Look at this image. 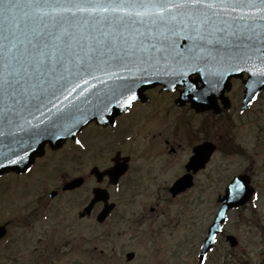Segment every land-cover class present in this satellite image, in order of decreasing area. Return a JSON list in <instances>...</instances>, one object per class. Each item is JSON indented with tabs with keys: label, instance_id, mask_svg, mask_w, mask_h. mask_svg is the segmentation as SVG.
Returning <instances> with one entry per match:
<instances>
[{
	"label": "snow or ice",
	"instance_id": "obj_1",
	"mask_svg": "<svg viewBox=\"0 0 264 264\" xmlns=\"http://www.w3.org/2000/svg\"><path fill=\"white\" fill-rule=\"evenodd\" d=\"M245 73L251 105L264 90V0H0V141L12 138L19 149L0 151V168L114 102L130 108L141 84L174 78L170 90L185 84L199 101ZM193 147L195 162L203 153ZM245 190L236 174L223 198L239 201ZM222 230L210 228L205 239L217 243ZM200 248L206 264L211 245Z\"/></svg>",
	"mask_w": 264,
	"mask_h": 264
},
{
	"label": "rangeland",
	"instance_id": "obj_2",
	"mask_svg": "<svg viewBox=\"0 0 264 264\" xmlns=\"http://www.w3.org/2000/svg\"><path fill=\"white\" fill-rule=\"evenodd\" d=\"M233 86L231 109L219 116L195 115L186 104L183 108H172L166 95L155 104L161 107H148L152 114L147 118L149 127L136 137L133 150L139 168L133 169L121 185L113 188L112 199L118 207L102 225L96 218L80 220L78 216L92 197L93 177L83 189L53 201L57 203L55 212L43 209L42 220L35 229L23 228L20 219L39 204L32 198L31 189L22 192L18 188L20 181L33 174L0 191V221L10 219L9 242L14 244L9 246L8 258L1 254L0 264L7 260L8 264H198L200 242L218 210L217 197L233 176L244 171L252 173L258 198L230 214L226 232L237 235L240 243L232 248L221 239L206 264H264V90L255 105L240 114L243 87L239 81ZM156 124L167 127L162 132ZM85 132V148L68 140L56 151L47 148V156L38 160L34 174L41 180L42 189L58 188L63 180L90 175L92 166L107 163L109 151L103 146L102 133L96 127ZM154 136L167 137L168 147L176 146L179 154L163 153L160 156L163 158L157 160L148 155L145 148ZM206 138L217 141L220 150L198 172L193 187L172 196L168 186L184 172L190 145ZM226 144L233 145L235 150H228ZM56 227H59L56 245L65 237L69 238V245L63 251L49 254L48 234ZM25 231L27 239L23 240L20 233ZM18 243L22 246L18 247ZM97 243L104 249L100 257L93 251ZM129 251L135 252L133 260H127Z\"/></svg>",
	"mask_w": 264,
	"mask_h": 264
},
{
	"label": "flooded vegetation",
	"instance_id": "obj_3",
	"mask_svg": "<svg viewBox=\"0 0 264 264\" xmlns=\"http://www.w3.org/2000/svg\"><path fill=\"white\" fill-rule=\"evenodd\" d=\"M233 88H234V86H233ZM230 90L231 89L226 90V92L224 93V98L218 97L215 94L217 97L212 102L213 107L205 109L203 111H197V109H195L191 103L186 102V103L182 104L181 102L177 101V97L180 95V93L182 91L181 87H178L177 89H174V90H168V89H165L163 87V85H157V86H154L152 88L147 89L146 90V96L147 97L145 99H141V100L134 102L133 105L130 107L129 111L122 113L121 115L116 117V120L112 125H110V124L99 125L95 122H92L89 125H87L78 134V139L81 140L83 143L84 142L83 137L86 136L85 131H87V129H89V128L96 127V128H98L99 132L102 133V135H103L102 136L103 146L108 147L107 149L109 151L107 153L105 151V153L107 154V158H108L107 163L105 165H101V166L95 164L94 166H99L102 170L110 169L113 166H115L116 164L120 166L119 169L127 168V171L119 177V183L117 185H114L113 183H111V178L108 175H105L102 178V181L100 183H97L95 176L90 173V175L86 174L85 176L78 175V176L84 177V182L80 187H76V188L70 189V190L64 189V185L67 181L73 179L74 177H78V176H73V177H70L68 179L63 180L60 187H58V188H55V187L47 188L46 187V188L42 189L41 180L38 179L37 177H34V174L37 171L36 166H38V162H39V161H37L36 164L31 167V171H28L26 173L9 172V173H6V174H3L2 176H0V181L1 180L3 181V183H0V191L4 192L6 189H9L13 185L14 182L17 183L19 181L18 179L24 178L26 175L28 177L31 174H33L31 176V178L25 177L24 181H20L19 182L20 185L18 184V188L22 189V192H24V190L26 188L31 189L32 190V194H31L32 198L36 201L37 204H39L38 208H37V206H35L34 209L31 210L29 213H27V214L25 213L22 215L20 221H22V224L24 225L23 228L25 227V229L33 228V227H34V229H35V227L37 228L38 227L37 225H39V222H41V220H42L41 217H42V214L44 212L43 209L48 210V211L53 210L52 212H55V209H57V203L53 202V201H57L60 198H64L65 197L64 195L67 193H73V192H76V191L83 189L84 187L87 186L89 179L92 177L95 180L93 185H92V190L97 185L107 188L111 194L110 200L115 203V209L114 210H116L118 205L112 199L113 188L121 185L123 180L125 179V177L127 175H129L133 169L137 170L139 168L138 162H135L136 159H135V153L133 152V150H135V148H136V143H135L136 137L138 135L141 136L140 132L141 131L143 132L144 130L147 129V127H149V124H148L149 121L147 120V118H150L152 116V114H151L150 110H148V107L149 106L150 107L157 106L155 104L157 102L162 101V99L160 97H162L163 95H166L169 98L170 107H172V108H174V107L183 108L184 107L183 105L186 104V106H188V108H190V110L193 111V113L195 115L204 116V117H208L210 115H218L219 116L222 114V112L228 111L231 109V102L232 101L230 98V93H231ZM171 95H175V96L173 97ZM144 106H145V108H144ZM157 107H161V106H157ZM167 109L170 110L169 106H167ZM160 116L161 115H159V117ZM183 121H184V118H183ZM209 123L211 124V121H209ZM156 126L158 127V124H156ZM166 127L167 126H164L162 128V124H160L158 127V130L162 131V129H165ZM178 131L180 133L179 129H177V133H178ZM159 139H162V141L158 143ZM69 141H70V143H72L78 147L85 148L84 143H83V146H81L80 144L75 143L73 140H69ZM205 142L213 143L216 147L213 154H212V157L210 159V160H213L216 153L220 150V146L217 143V141H214L210 138L203 139L199 142H196L195 144L200 145V144L205 143ZM113 145H115V147ZM168 145H169V140H167V137L162 136V137L158 138V137L154 136V138L152 140H150L149 143H147L146 146L148 148H147V150L145 148V151L147 152L148 155L152 154V157L155 158L156 160L158 158L162 159L163 157H160V156L163 153H166V154L167 153L168 154L175 153L177 155L179 154L178 153L179 149L176 146L172 145L171 147H168ZM179 145L181 147H183L181 143H179ZM181 147H179V148H181ZM232 147H233V145L228 144V148H232ZM260 147H262V145ZM151 149H152V151H151ZM194 152H195V148L193 147V144H192V145H190V151H189L188 157L183 164L184 172H182L180 174L186 173ZM45 156H47V154ZM94 166H92V168ZM157 167H162V166L157 164ZM143 170H146V168H144ZM11 177H14L15 180L13 181L11 179ZM52 191L57 192V194L54 197H51V195H50V193ZM92 196H93V194H92ZM0 198H2V196H0ZM41 200H43L42 203H41ZM5 201H8V200H5ZM89 202L90 201L88 200V202L85 203L82 210L84 209V207ZM40 204H43V206L41 207ZM104 205H105V203L103 201H98L97 203H95L91 214L86 215V216H80V213H81V210H80L78 212V216H79L80 220H88V219L96 218L98 224H101V225L104 224L105 221L102 223L98 221V215L102 211ZM114 210H113V212H115ZM154 210H155V208L152 207L151 211H154ZM48 213H50V212H48ZM111 215L109 217H111ZM0 224L5 225L7 227L6 236L0 240V246H1L0 247V256H2L1 254H4L8 258L9 257V251L11 249V248H9V246H14V244H11L9 242V233H10V228H11L10 219L7 218V220H5V221H0ZM58 228L59 227L51 229L50 233L48 234V239L50 240V242L48 243V245H46V250L48 251L49 254L55 253V251L56 252L63 251V247H67L69 245V242H68L69 238L68 237L62 238L60 240V242L56 245ZM39 229L40 228H38L37 231H39ZM20 235H21V238L23 240L27 239L26 231L23 233H20ZM226 235H227L226 233L221 234L220 239H226L225 238ZM20 246H22V245L18 243V247H20ZM51 246H53V249H50ZM20 251L22 252L21 255H24V250L22 248H20ZM93 251L96 252L97 255H95V256H97V257H100L101 254L102 255L104 254V249L100 248V245L98 243L94 245ZM15 254H18V253L16 252ZM7 261L4 264H8ZM63 264H67V263H63Z\"/></svg>",
	"mask_w": 264,
	"mask_h": 264
},
{
	"label": "water",
	"instance_id": "obj_4",
	"mask_svg": "<svg viewBox=\"0 0 264 264\" xmlns=\"http://www.w3.org/2000/svg\"><path fill=\"white\" fill-rule=\"evenodd\" d=\"M196 75V74H192L190 76V79L194 82H196L197 86H198V82L201 81L204 84V80L200 79L197 75L195 78H193L192 76ZM241 76L240 74H233L230 76H226L224 81L222 80L220 82L219 85H217V89L216 91L218 93H222L224 91V87L227 85V88L230 87V78L233 76ZM175 79L174 78H169V77H161V82L159 83H164L167 87V83H175ZM223 82V84H222ZM158 83L152 84V83H147V84H141L137 89H136V93H137V99L142 97V94L144 92V90L148 87L154 86ZM180 85H185V84H180ZM187 88V85H185ZM247 90V89H246ZM186 91H190L188 90V88L186 89ZM261 91V90H260ZM213 93V92H210ZM260 93V92H259ZM247 95L245 96V103H244V107L248 106L246 105V99H247ZM216 95L215 94H211L210 98L211 99H216ZM186 100H191L192 104L194 107L198 108V109H205V108H209L212 106V104L210 103H205L201 100L197 101L195 99L192 98V93L189 94V96H181V98L179 99V101L184 102ZM120 103H124L123 100L120 101ZM111 111H105L103 112L99 117H91V116H86L85 119L90 122L92 120H96L97 122H107V121H112L113 118L121 113L123 110L127 109V105H125V107H120L119 104L117 103H113L111 106ZM87 122V123H88ZM86 123V124H87ZM86 124H80L77 125L76 128H73L71 133L67 134V135H60L59 133L57 134V136L55 138H49V137H43L39 140L38 143L34 144L32 146V149L29 151L28 156L26 158V160L23 163H19V164H7L4 167L0 168V174L5 172V171H10V170H16V171H23L26 170V168H28L33 161L35 160L36 156L38 155H42L43 151H44V147L46 145V143H50V145L54 148L56 147H60L64 141L71 135H74L77 131H79L83 126H85ZM5 149L9 150V151H19V149L16 147L14 141L12 138H9L8 140H4V141H0V151H4ZM198 158V157H197ZM205 161V160H204ZM202 163H196L195 162H191V164L189 165V167H192L194 169V171H197V169L199 167H202L204 165L205 162ZM116 168V167H115ZM120 168V167H119ZM113 169H111V172L109 173H113L112 171ZM125 171V168L122 169H116L115 172L119 174H121L122 172ZM93 172H96L97 175L99 176V179H101V175L104 174V172H99L97 168L93 169ZM116 177V176H114ZM241 178L244 180L245 184H246V190L244 195L239 199V201H233V200H229V199H225L223 197H221L220 199L224 202V206L222 207L221 210L223 211H227L228 208L234 207V206H239L243 203H245L246 201H248L251 198V195L253 193V189L251 186H249V177L248 176H241ZM82 178H77L75 180H73L72 182L68 183L65 187L69 188V187H76L78 185H80L82 183ZM193 184L192 182V176L189 174H187L186 176H184L183 178H181L180 180H178L174 186L171 188L173 193L176 194L179 191H182L184 189H186L187 187L191 186ZM96 196L95 198L92 200V202L90 203V205L86 208L87 212H90L92 207H93V201H97L99 199H104L105 201H107L108 199V194L105 193L103 191V189L101 188H96L94 190ZM112 205L106 206L105 209L103 210V212L101 213V215L99 216V219L102 221L104 220V218L109 214V212L112 209ZM84 214V213H83ZM82 214V215H83ZM224 220L223 217H220L219 215L217 216L216 222L212 225V228H217L218 225H220L222 223V221ZM5 233V229L3 227L0 226V237ZM232 244L235 245L237 242L235 241V239L231 238ZM212 241L210 240H206L205 242V246L207 245H211ZM134 254L133 253H128V259L133 258Z\"/></svg>",
	"mask_w": 264,
	"mask_h": 264
}]
</instances>
